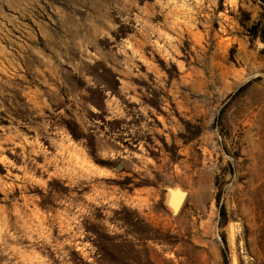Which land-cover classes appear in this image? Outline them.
Returning a JSON list of instances; mask_svg holds the SVG:
<instances>
[{
    "label": "rangeland",
    "instance_id": "1",
    "mask_svg": "<svg viewBox=\"0 0 264 264\" xmlns=\"http://www.w3.org/2000/svg\"><path fill=\"white\" fill-rule=\"evenodd\" d=\"M255 24L264 0H0V264H264Z\"/></svg>",
    "mask_w": 264,
    "mask_h": 264
},
{
    "label": "water",
    "instance_id": "2",
    "mask_svg": "<svg viewBox=\"0 0 264 264\" xmlns=\"http://www.w3.org/2000/svg\"><path fill=\"white\" fill-rule=\"evenodd\" d=\"M121 167V164H117L114 170L119 171ZM164 191V206L167 208V210H169L172 216H176L183 207L187 197V192L177 185L164 187Z\"/></svg>",
    "mask_w": 264,
    "mask_h": 264
},
{
    "label": "trees",
    "instance_id": "3",
    "mask_svg": "<svg viewBox=\"0 0 264 264\" xmlns=\"http://www.w3.org/2000/svg\"><path fill=\"white\" fill-rule=\"evenodd\" d=\"M244 17H245V21L247 22L248 16L244 14ZM242 26H244V24H242ZM246 31L253 39L261 34V39L264 42V32H263L262 28H260L259 24H255V25H252V26L246 28ZM63 125L75 141H80L82 139H85V136L80 132L79 127L75 122L66 121V122H64ZM99 165L108 166L107 163H102V164L99 163ZM221 217L224 218V212H221ZM220 224H221V226H223L225 224L224 220ZM223 243L225 244L224 240H223ZM223 264H228L224 253H223Z\"/></svg>",
    "mask_w": 264,
    "mask_h": 264
}]
</instances>
